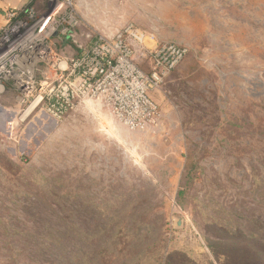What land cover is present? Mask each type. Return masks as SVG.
<instances>
[{"label":"rangeland","instance_id":"374dc122","mask_svg":"<svg viewBox=\"0 0 264 264\" xmlns=\"http://www.w3.org/2000/svg\"><path fill=\"white\" fill-rule=\"evenodd\" d=\"M71 3L81 34L133 27L146 49L188 56L150 92L164 119L142 131L95 100L60 114L61 95L27 116L33 104L0 84V264H63L80 247L92 260L100 245L106 264L140 252L141 264H252L220 243L264 239V0ZM84 71L98 73L80 67L75 90Z\"/></svg>","mask_w":264,"mask_h":264},{"label":"built area","instance_id":"2783aa9c","mask_svg":"<svg viewBox=\"0 0 264 264\" xmlns=\"http://www.w3.org/2000/svg\"><path fill=\"white\" fill-rule=\"evenodd\" d=\"M36 1L23 11L6 12V23L0 28V68L4 76L19 75L17 81L1 76L0 84H8L20 96L21 106L38 104L37 109L45 100L61 95L60 114L74 110L78 103L95 100L130 130L162 124L163 110L150 92L163 86L186 59L188 49L164 44L150 51L133 27L114 36L95 31L81 34L71 0H48L54 8L41 18L36 14ZM137 53L150 61L149 73L137 65ZM91 64L98 73L94 77L86 71L80 73L82 89L75 90L78 79L72 82V77L80 67ZM66 79L69 82L62 85Z\"/></svg>","mask_w":264,"mask_h":264},{"label":"trees","instance_id":"16d2710c","mask_svg":"<svg viewBox=\"0 0 264 264\" xmlns=\"http://www.w3.org/2000/svg\"><path fill=\"white\" fill-rule=\"evenodd\" d=\"M45 2L48 0H44ZM264 228V226H263ZM240 237H235V236H231L230 237V242H221L220 246H233L234 248H241L242 247V251H244L247 248H249V255H250V261L252 264H264V239H255L253 243L251 242V237H248L247 235H242L240 233ZM253 236H257V234H255L254 232H252ZM244 239L246 240L247 243H244ZM108 249V245H100V247L98 248V251H96L95 257L91 260V258H89V252L86 251V249L84 247H80L78 248V252H76V257H74L73 255L69 258H67V260L63 263V264H106L110 258L105 256V250ZM215 251H220V250H216ZM227 251V249H226ZM225 252V251H224ZM143 252H140L139 255L134 256L131 255L128 258L124 259V261L121 264H141L140 262V258L142 256ZM229 255H231L229 253ZM150 261V260H149ZM239 262V264H243V261H241V259L237 260ZM151 264H155V260L151 261ZM161 264V263H160Z\"/></svg>","mask_w":264,"mask_h":264},{"label":"crops","instance_id":"0c3cea01","mask_svg":"<svg viewBox=\"0 0 264 264\" xmlns=\"http://www.w3.org/2000/svg\"><path fill=\"white\" fill-rule=\"evenodd\" d=\"M32 0H0V28L4 27L5 14L8 11H23L29 6ZM44 0H37L35 6L43 4Z\"/></svg>","mask_w":264,"mask_h":264},{"label":"bare ground","instance_id":"6f19581e","mask_svg":"<svg viewBox=\"0 0 264 264\" xmlns=\"http://www.w3.org/2000/svg\"><path fill=\"white\" fill-rule=\"evenodd\" d=\"M2 71H3V69L0 68V72H2ZM1 76H3L4 79L7 80V81H11V80H13V79L17 81V79H19V75H18V74H16L13 78H11V77H8V76H4V74H3V72H2V74H0V77H1ZM0 90H1V87H0ZM37 105H38V104H34V105L29 109V111H28V113H27L26 115L28 116L29 114H31V113L36 109Z\"/></svg>","mask_w":264,"mask_h":264}]
</instances>
